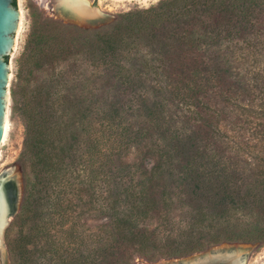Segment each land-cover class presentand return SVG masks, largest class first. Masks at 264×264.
Here are the masks:
<instances>
[{
  "label": "trees",
  "instance_id": "obj_1",
  "mask_svg": "<svg viewBox=\"0 0 264 264\" xmlns=\"http://www.w3.org/2000/svg\"><path fill=\"white\" fill-rule=\"evenodd\" d=\"M262 56L264 0H159L107 30L35 21L10 91L24 129L10 264H136L264 243V164L236 169L218 154L236 144L222 123L240 113L238 69ZM86 207L105 221L88 236Z\"/></svg>",
  "mask_w": 264,
  "mask_h": 264
},
{
  "label": "rangeland",
  "instance_id": "obj_2",
  "mask_svg": "<svg viewBox=\"0 0 264 264\" xmlns=\"http://www.w3.org/2000/svg\"><path fill=\"white\" fill-rule=\"evenodd\" d=\"M84 1L87 2V5L91 10L97 9L100 14L104 15V20L92 25L66 20L56 14L55 4L57 3V0H16V7L21 13V18L19 20L20 28L15 34V43L12 49V53L8 57V62L11 65V77L8 86V131L4 142L2 141L0 144V180H4L5 178L7 179L11 176V178L5 180L7 182H11L13 180L12 178H15L16 184L19 185V188L21 190V198L23 192V182L21 170L17 160L22 150L24 129L18 115L12 113L10 91L11 88H13V85L16 83L15 75L17 72V60L23 52L28 34L31 30V26H33L35 21L44 22L47 20V22H49L51 20L61 22L63 24L75 25L84 29L107 30L110 28L111 24L115 21L118 15L129 11L147 9L157 4L159 0ZM94 16V14H91L90 16L89 13L88 15H84L85 19H91ZM263 64L264 56L255 57L254 60H250L249 65H247L246 67L241 66L238 69L242 73V76H244L245 70L247 71L244 82H248V84L246 85H239V88L233 87L232 93L230 94V98L232 100H237L236 106L240 113L237 116H234V118H232L231 120L227 118L226 121L222 123L223 131L226 133V135L223 136L222 139L225 141L231 138V141L236 142V144L234 145L233 150L220 146L218 148V154H221L225 158L232 157L234 160L233 167H235L236 169L248 168L250 167V165L257 167L258 165L264 164V100H259V97L261 96L259 88H264V72L260 74L263 70ZM252 68H254L256 71L260 69V71L257 74L252 75L249 72V70H251ZM228 94L229 91H227V95ZM244 110L245 113H242V111ZM134 156L135 152L132 151L123 159V162L125 164H130L131 162L135 161ZM147 162L149 163L150 161ZM88 208L89 207H86L84 209L82 216L79 218L80 230H84L87 236L92 232H95L97 226H100L105 222L104 220L100 221L98 219L100 218V214L93 210H88ZM12 220L13 219H10L9 223L5 226L1 233L2 245H0V264H10L9 253L7 250V239L12 237L14 231L10 232L9 237H7V232L10 225L13 224ZM152 222H154L152 223L154 225L155 220H153ZM228 249L235 251L238 257L243 258V260L240 261V263L242 264L264 263V243H221L181 258L159 259L155 262H149L143 258H136L135 263L160 264L163 262L165 263L168 261H172L174 259H199L205 255L211 256L213 255V252Z\"/></svg>",
  "mask_w": 264,
  "mask_h": 264
},
{
  "label": "water",
  "instance_id": "obj_3",
  "mask_svg": "<svg viewBox=\"0 0 264 264\" xmlns=\"http://www.w3.org/2000/svg\"><path fill=\"white\" fill-rule=\"evenodd\" d=\"M88 9L95 16L87 19L84 22L80 21L71 13L65 11L59 4V0L55 4L56 14L62 18L73 21L81 22L87 25L96 24L104 20L105 16L100 14L97 9ZM20 20V12L16 6L13 5V0H0V144L2 142L4 133V123L7 117L8 101H9V81L11 65L5 58L9 57L15 43V34L18 30ZM8 178H11L8 177ZM7 178V179H8ZM6 178L0 180V245L1 233L5 226L13 219L19 210L21 203V190L19 185L16 184V179L12 178L11 182H7ZM242 261L243 258L240 257ZM160 264H234L228 260L211 258L204 262H198L196 258L190 260L174 259L172 261L163 262Z\"/></svg>",
  "mask_w": 264,
  "mask_h": 264
},
{
  "label": "bare ground",
  "instance_id": "obj_4",
  "mask_svg": "<svg viewBox=\"0 0 264 264\" xmlns=\"http://www.w3.org/2000/svg\"><path fill=\"white\" fill-rule=\"evenodd\" d=\"M60 6L63 7V9L75 17H77L80 21L84 22L85 17L84 15H88V13L92 14V12L88 9L87 2L84 0H59ZM20 18H21V13H20ZM20 28V23L18 25V30ZM8 131V121L7 117L5 118V123H4V133H3V138L2 141L4 142L6 135ZM230 249V248H229ZM219 250L218 252H213L211 256L205 255L202 256L201 258L197 259L198 262H204L207 261L211 258H218V259H223V260H228L234 264H240V257L235 253L233 250ZM242 264V263H241ZM264 264V263H263Z\"/></svg>",
  "mask_w": 264,
  "mask_h": 264
},
{
  "label": "flooded vegetation",
  "instance_id": "obj_5",
  "mask_svg": "<svg viewBox=\"0 0 264 264\" xmlns=\"http://www.w3.org/2000/svg\"><path fill=\"white\" fill-rule=\"evenodd\" d=\"M241 264V263H240Z\"/></svg>",
  "mask_w": 264,
  "mask_h": 264
}]
</instances>
